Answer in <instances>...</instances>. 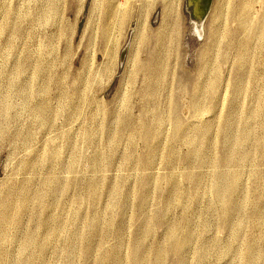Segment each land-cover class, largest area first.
I'll return each mask as SVG.
<instances>
[{"label": "rangeland", "instance_id": "rangeland-1", "mask_svg": "<svg viewBox=\"0 0 264 264\" xmlns=\"http://www.w3.org/2000/svg\"><path fill=\"white\" fill-rule=\"evenodd\" d=\"M248 2L0 0V264H264Z\"/></svg>", "mask_w": 264, "mask_h": 264}, {"label": "bare ground", "instance_id": "bare-ground-1", "mask_svg": "<svg viewBox=\"0 0 264 264\" xmlns=\"http://www.w3.org/2000/svg\"><path fill=\"white\" fill-rule=\"evenodd\" d=\"M166 1V0H165ZM203 1V0H202ZM206 1V0H205ZM250 2H248L249 3V6H253V3H254V1L255 0H249ZM264 1V0H263ZM199 4V3H198ZM117 6V5H116ZM199 7V6H198ZM207 8H208V5L207 4H205L204 5V7H203V9H204V11L205 12H202V14L199 16V20L201 21V20H203L204 19V17H205V14H206V12H207ZM112 9V8H111ZM116 9V8H115ZM115 9L113 10V11H115ZM120 9H122V8H120ZM201 11V10H200ZM110 13V12H109ZM111 15H112V13H111ZM119 15V14H118ZM249 15H252V14H249ZM244 16V15H243ZM243 16H240V18H239V24H240V28H239V30H241V33L242 34H246V36H249V38L251 37V38H253V37H255L254 35H255V32H254V30H253V28H256V27H253L252 26V22H254V15H252L251 17H249V19H247V17L245 18V17H243ZM114 17V16H113ZM117 17V16H116ZM110 19V18H109ZM121 19V18H120ZM112 20H114V19H112ZM122 20V19H121ZM109 22V21H108ZM111 22V21H110ZM195 23V22H194ZM197 23V22H196ZM202 23V22H201ZM204 24V23H203ZM109 25V24H108ZM194 26H195V29L194 30H196L197 32H199L200 33V28H199V25H198V23L197 24H194ZM201 26H203L202 24H201ZM135 27V26H134ZM170 29H171V25H170ZM111 30V29H110ZM260 31V30H259ZM217 33V32H216ZM111 34V33H110ZM258 33H256V35H257ZM171 35V34H170ZM200 35V34H199ZM111 36H112V34H111ZM260 36V35H259ZM109 37V36H108ZM221 37V36H220ZM217 38V37H216ZM110 39V38H109ZM112 39V38H111ZM219 39V38H218ZM244 53V52H243ZM158 54V53H157ZM157 55H156V52L155 51H152V59H151V61H150V66H151V68L152 69H154V70H156L157 68H161V66L159 65L160 63H158L157 62ZM167 61V60H166ZM164 80V79H163ZM225 157H227V156H225ZM236 174V173H235ZM225 176H226V174H225ZM233 177H234V179H235V176L233 175ZM19 213V212H18ZM17 216H19V215H17ZM16 217V216H15ZM19 218V217H18ZM16 221V220H15ZM148 233V235H149V232H147ZM171 233H174V232H171ZM141 236V235H140ZM33 237V235H31V237L30 238H32ZM34 238V237H33ZM140 239V238H139ZM143 240V239H142ZM29 242H30V240H28ZM143 242V241H142ZM159 247H161V246H159ZM151 253L152 252H154L153 253V255H155L156 257H160L161 256V249L160 248H155L154 247V249L152 248L151 250ZM150 253V252H149ZM147 257V256H146ZM151 257V256H150ZM142 258V257H141ZM148 258V257H147ZM161 259V258H160ZM160 259H159V261H160ZM143 260V259H142ZM147 260V259H146ZM141 261V260H140ZM144 261V260H143Z\"/></svg>", "mask_w": 264, "mask_h": 264}, {"label": "water", "instance_id": "water-1", "mask_svg": "<svg viewBox=\"0 0 264 264\" xmlns=\"http://www.w3.org/2000/svg\"><path fill=\"white\" fill-rule=\"evenodd\" d=\"M211 3V2H210Z\"/></svg>", "mask_w": 264, "mask_h": 264}]
</instances>
